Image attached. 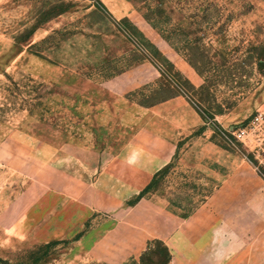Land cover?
<instances>
[{"label": "rangeland", "instance_id": "374dc122", "mask_svg": "<svg viewBox=\"0 0 264 264\" xmlns=\"http://www.w3.org/2000/svg\"><path fill=\"white\" fill-rule=\"evenodd\" d=\"M176 97L200 120L169 142L150 189L118 205L99 197L104 154L195 125L187 110L154 122ZM257 112L264 0H0V264H109L80 243L140 200L181 219L205 204L230 211L240 175L256 171L226 131ZM79 187L72 205L65 190ZM170 259L150 240L121 264Z\"/></svg>", "mask_w": 264, "mask_h": 264}, {"label": "crops", "instance_id": "0c3cea01", "mask_svg": "<svg viewBox=\"0 0 264 264\" xmlns=\"http://www.w3.org/2000/svg\"><path fill=\"white\" fill-rule=\"evenodd\" d=\"M186 110L195 125L169 123L157 143L132 141L115 153L104 154L94 181L97 195L111 205L138 195L169 163L173 153L169 142L176 133L188 135L200 120L180 97L151 110L154 122L178 118ZM240 176L238 189L231 195L240 199L232 202L230 211L205 204L181 219L140 200L123 213L113 230L87 235L80 245L109 264L123 263L150 240L166 244L171 254L168 264H264V178L256 172ZM80 193L79 187L64 194L73 205Z\"/></svg>", "mask_w": 264, "mask_h": 264}, {"label": "built area", "instance_id": "2783aa9c", "mask_svg": "<svg viewBox=\"0 0 264 264\" xmlns=\"http://www.w3.org/2000/svg\"><path fill=\"white\" fill-rule=\"evenodd\" d=\"M226 132L229 141L244 145L246 153L255 160L250 164L264 178V113L257 112L251 119L230 127Z\"/></svg>", "mask_w": 264, "mask_h": 264}, {"label": "trees", "instance_id": "16d2710c", "mask_svg": "<svg viewBox=\"0 0 264 264\" xmlns=\"http://www.w3.org/2000/svg\"><path fill=\"white\" fill-rule=\"evenodd\" d=\"M197 103L198 104H201V102H199V101H197ZM203 119H205V117H202ZM214 118V114H211L210 116H209V119H213ZM160 172V171H159ZM158 172V173H159ZM157 173V174H158ZM157 174L153 177V179L151 180V182L137 195V197H136V201L138 200V199H140L149 189H150V187L152 186V183H153V181L155 180V177L157 176ZM50 245V244H49ZM48 245V246H49ZM166 263H167V261H166ZM165 263V264H166Z\"/></svg>", "mask_w": 264, "mask_h": 264}]
</instances>
